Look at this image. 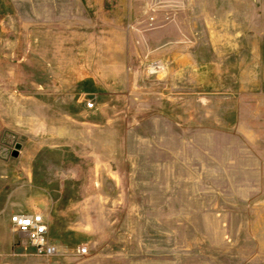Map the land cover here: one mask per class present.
Listing matches in <instances>:
<instances>
[{
    "label": "rangeland",
    "instance_id": "374dc122",
    "mask_svg": "<svg viewBox=\"0 0 264 264\" xmlns=\"http://www.w3.org/2000/svg\"><path fill=\"white\" fill-rule=\"evenodd\" d=\"M0 264H264V0H0Z\"/></svg>",
    "mask_w": 264,
    "mask_h": 264
},
{
    "label": "built area",
    "instance_id": "2783aa9c",
    "mask_svg": "<svg viewBox=\"0 0 264 264\" xmlns=\"http://www.w3.org/2000/svg\"><path fill=\"white\" fill-rule=\"evenodd\" d=\"M156 64L150 65L149 70L157 69ZM88 108H92L88 104ZM9 224L13 232L26 241V245L33 251L36 257L53 258L58 255V247L49 238L47 221L40 213H21L16 212L9 217ZM77 253L85 255L86 249L77 248Z\"/></svg>",
    "mask_w": 264,
    "mask_h": 264
},
{
    "label": "water",
    "instance_id": "95a60500",
    "mask_svg": "<svg viewBox=\"0 0 264 264\" xmlns=\"http://www.w3.org/2000/svg\"><path fill=\"white\" fill-rule=\"evenodd\" d=\"M12 156H13V157L16 156V151L13 152Z\"/></svg>",
    "mask_w": 264,
    "mask_h": 264
}]
</instances>
